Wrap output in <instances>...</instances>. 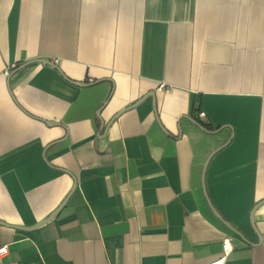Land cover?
Instances as JSON below:
<instances>
[{"label":"crops","instance_id":"0c3cea01","mask_svg":"<svg viewBox=\"0 0 264 264\" xmlns=\"http://www.w3.org/2000/svg\"><path fill=\"white\" fill-rule=\"evenodd\" d=\"M226 237L264 264V0H0V264H209Z\"/></svg>","mask_w":264,"mask_h":264},{"label":"built area","instance_id":"2783aa9c","mask_svg":"<svg viewBox=\"0 0 264 264\" xmlns=\"http://www.w3.org/2000/svg\"><path fill=\"white\" fill-rule=\"evenodd\" d=\"M205 116H206L205 112L200 110V112L198 113V117L204 118ZM232 249H233V246H232L230 238L228 237L224 238L223 243H222V251H223L222 256L210 262L209 264H225L226 258ZM5 253H7V244H4L0 247V255L2 256ZM3 264H8V263H3ZM18 264H24V263H18Z\"/></svg>","mask_w":264,"mask_h":264},{"label":"water","instance_id":"95a60500","mask_svg":"<svg viewBox=\"0 0 264 264\" xmlns=\"http://www.w3.org/2000/svg\"><path fill=\"white\" fill-rule=\"evenodd\" d=\"M48 62H49L50 64H53V62H51V61H48ZM142 100H143V97L140 98V99H139L138 101H136L135 103H133V104H131V105H129V106H127V107L121 109L120 111H118V112L115 114V117H117V116H118L120 113H122L123 111L128 110V109H130V108L136 106V105H137L139 102H141ZM58 210H59V209H57L56 211H54L51 215H49V216H48L47 218H45L44 220L40 221V223H38V225H40V224H42L43 222L49 220L51 217H53V216L58 212Z\"/></svg>","mask_w":264,"mask_h":264},{"label":"trees","instance_id":"16d2710c","mask_svg":"<svg viewBox=\"0 0 264 264\" xmlns=\"http://www.w3.org/2000/svg\"><path fill=\"white\" fill-rule=\"evenodd\" d=\"M200 123H201V125H203L204 127H207V128H209V125L207 124V123H203V122H201V121H199Z\"/></svg>","mask_w":264,"mask_h":264}]
</instances>
